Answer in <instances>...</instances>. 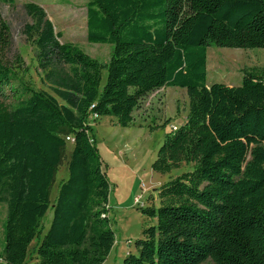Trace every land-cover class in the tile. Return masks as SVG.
<instances>
[{"label":"trees","instance_id":"16d2710c","mask_svg":"<svg viewBox=\"0 0 264 264\" xmlns=\"http://www.w3.org/2000/svg\"><path fill=\"white\" fill-rule=\"evenodd\" d=\"M85 9L87 42L111 48L106 64L62 43L40 6L23 5L30 23L21 32L51 94L23 83L14 107L0 103V264H26L36 239L32 264L106 261L109 186L91 123L112 117L127 128L143 98L169 87L185 90L187 115L151 170L191 171L139 208L155 224L122 264H264V67L242 70L236 88L206 85L211 45L264 49V0H88ZM11 45L0 14V96L24 69L19 55L6 58ZM68 143V177L42 235Z\"/></svg>","mask_w":264,"mask_h":264},{"label":"rangeland","instance_id":"374dc122","mask_svg":"<svg viewBox=\"0 0 264 264\" xmlns=\"http://www.w3.org/2000/svg\"><path fill=\"white\" fill-rule=\"evenodd\" d=\"M87 1L15 0L13 7L0 4V14L8 24L11 34V52L6 58L12 60L17 54L24 64V69L17 75V79L3 90L0 103L14 107L21 96L23 83L34 90L51 94L37 67L35 49L26 42L21 32L23 26L30 23V18L23 10L24 4L33 3L44 10L54 31L62 34V43H71L100 63H108L110 46L89 44L86 40ZM206 61L207 86L222 84L228 88H236L241 85L242 70L264 67V49H228L211 45L207 49ZM105 79L104 71L101 88ZM187 110L188 98L185 90L169 87L156 90L143 98L132 114V125L127 128L116 125L112 117H101L91 123L95 146L109 186L108 218L114 234V247L103 264H122L127 253H136L135 242L142 239L144 229L155 224V220L142 215L139 208L151 205L149 198L156 197L157 191L163 185L191 171V166L185 165L165 175L151 170L163 140L170 134L171 127L179 128L184 124ZM70 151L71 144L68 143L65 159L58 168L51 189L50 207L41 221L44 230L42 235L50 225L59 185L68 177L66 163ZM151 201L153 202V199ZM153 206H157V202L153 203ZM5 215V206L0 205V250ZM37 242V239L32 242L29 248L31 256L26 264L34 262L33 250Z\"/></svg>","mask_w":264,"mask_h":264},{"label":"built area","instance_id":"2783aa9c","mask_svg":"<svg viewBox=\"0 0 264 264\" xmlns=\"http://www.w3.org/2000/svg\"><path fill=\"white\" fill-rule=\"evenodd\" d=\"M92 117H93L94 119L97 118L96 115H93ZM176 129H177V128H175V127H171V131H172V132L176 131ZM65 140H66V142H69V143H72V142H73L72 138H66Z\"/></svg>","mask_w":264,"mask_h":264}]
</instances>
